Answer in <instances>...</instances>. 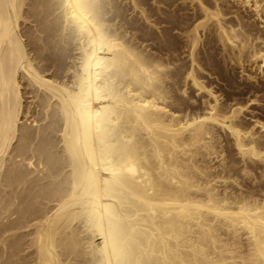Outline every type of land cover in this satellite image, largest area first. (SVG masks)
Masks as SVG:
<instances>
[{
  "label": "bare ground",
  "instance_id": "bare-ground-1",
  "mask_svg": "<svg viewBox=\"0 0 264 264\" xmlns=\"http://www.w3.org/2000/svg\"><path fill=\"white\" fill-rule=\"evenodd\" d=\"M149 2L0 0V264H264V0Z\"/></svg>",
  "mask_w": 264,
  "mask_h": 264
},
{
  "label": "rangeland",
  "instance_id": "rangeland-1",
  "mask_svg": "<svg viewBox=\"0 0 264 264\" xmlns=\"http://www.w3.org/2000/svg\"><path fill=\"white\" fill-rule=\"evenodd\" d=\"M149 1L151 2V0H149ZM150 2H149V4H151V5L153 6L154 4H152V2H151V3H150ZM156 6L158 7V6H160V5H154L153 8L156 7ZM157 7H156V8H157ZM161 7H162V5H161ZM163 7H164V6H163ZM179 52H180V51H179ZM220 62L222 63V60H220ZM221 66H222V70H224V69H225V65L222 63ZM238 72H239V71H238ZM205 74H206V73H205ZM215 76L217 77V75H215ZM215 76H212L211 78L214 79V78H216ZM234 78H236L237 81L243 82V80L240 79L239 75L237 76V74L234 75ZM257 79H258V81H259L260 83H264V79L261 77V75H257ZM217 83L222 84L220 81H218Z\"/></svg>",
  "mask_w": 264,
  "mask_h": 264
}]
</instances>
